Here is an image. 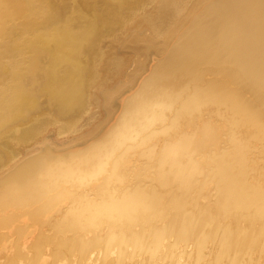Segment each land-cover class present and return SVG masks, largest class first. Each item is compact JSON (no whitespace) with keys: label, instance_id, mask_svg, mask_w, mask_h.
Listing matches in <instances>:
<instances>
[{"label":"bare ground","instance_id":"obj_1","mask_svg":"<svg viewBox=\"0 0 264 264\" xmlns=\"http://www.w3.org/2000/svg\"><path fill=\"white\" fill-rule=\"evenodd\" d=\"M0 264H264V0H0Z\"/></svg>","mask_w":264,"mask_h":264}]
</instances>
